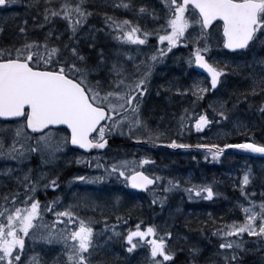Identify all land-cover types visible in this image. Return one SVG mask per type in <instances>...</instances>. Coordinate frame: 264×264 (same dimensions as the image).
<instances>
[{"label":"snow or ice","instance_id":"1","mask_svg":"<svg viewBox=\"0 0 264 264\" xmlns=\"http://www.w3.org/2000/svg\"><path fill=\"white\" fill-rule=\"evenodd\" d=\"M14 3L15 0H0L4 8ZM159 5L150 7L147 0H114V9L129 10L134 18L103 12L97 27L88 23L94 9L86 0H26V15L16 25L18 32L24 34V41L0 47V119L4 121L0 124V160L14 162L0 167V264H93L96 230L92 227V219L82 217L77 205L71 202L63 206L59 196L43 202L37 196L41 188L45 191L58 189L60 161L72 162L65 155L69 146H79L83 150L104 149L109 134L117 129L134 141L177 146L176 139L162 141L161 133L153 131L143 115L142 105L150 90L155 65L163 61L175 45L190 43L187 65L189 68L196 66L193 71L203 70L205 77L194 80L190 87L179 85L177 78L172 77L157 88L180 94L191 92L198 101L205 93L217 89L223 78L239 67L228 59L209 58L212 47L247 52L257 43L264 45V0H159ZM30 11L36 13L30 15L32 27L43 30L42 37L28 36L27 13ZM144 16L152 18L153 28L141 24ZM57 20L62 22V27L56 26ZM101 33L115 42L108 51L96 46ZM149 37H155L157 44L152 46L153 51L140 56V46L147 45ZM82 39L94 50V58L83 50ZM133 46L137 54H133ZM254 65L264 71V57H254L250 62L252 70L246 73L250 86L245 93H237L235 100L229 96L211 102L215 104L214 115L229 119V112L241 100L264 114V98L255 105L250 99L258 95L264 97V75L259 74ZM178 121L179 130H183L186 121L194 123L196 129L210 124L205 111L197 115L188 109L180 113ZM236 126L241 127L243 123L237 122ZM141 130L146 134H137ZM8 132L11 135L6 137ZM196 147L207 150L213 160L219 159L224 149L230 147L264 154V142L254 139L232 145ZM34 157L39 160L35 166L31 163ZM91 159L88 154L75 156L76 163L87 161L90 167L103 168V174L77 175L71 179L100 183L111 176L123 177L124 184L150 191L152 203L161 205L166 197L156 195L155 185L162 179L167 180L163 185L165 193L182 189L188 193V200L195 198L193 193L205 199L217 194L211 184L189 182L185 186L174 177L163 178L138 170L151 159L148 155L139 159L113 158L111 163L104 164H91ZM95 159L99 161L100 157ZM238 179L239 183L233 186L238 187L248 201H237L243 219L221 220V228H212V233L221 238L215 252L218 259L204 261V264H238L240 251L249 250L243 240L245 233L264 248L261 243L264 241V199H252V193L247 191L255 174L246 168ZM9 180L15 183L9 186L6 182ZM113 199L118 202L120 197L113 195ZM84 206L98 205L90 199ZM46 214L54 220H46ZM103 219L108 218L104 216ZM121 220L118 216L117 223ZM61 223L63 227L58 226ZM108 227L104 225L105 229ZM199 231L203 234L202 228ZM112 232L117 237L122 236L129 253L141 246L147 247L148 264H171L175 256L169 246L173 233L158 229L155 223L145 224L138 219L126 233H120L114 226ZM108 238L111 239V235ZM38 241L44 247L57 244L62 247L49 260L34 250ZM30 248L33 249L31 253ZM187 251L189 264H202L203 251L198 239L188 244Z\"/></svg>","mask_w":264,"mask_h":264},{"label":"rangeland","instance_id":"2","mask_svg":"<svg viewBox=\"0 0 264 264\" xmlns=\"http://www.w3.org/2000/svg\"><path fill=\"white\" fill-rule=\"evenodd\" d=\"M86 1L87 5L94 9V14L89 18L88 23L95 24L97 27L100 26L102 21L101 14L103 12H115L118 16L134 18L133 13L129 10L123 8L114 9L112 7L114 0ZM133 2H137V0H133ZM147 3L150 7L160 6L159 0H147ZM27 14L29 15L28 36L30 37L33 32L44 34L43 30L32 27L33 22L30 19V15L36 13L30 11ZM25 15L26 0H15V3L7 8L0 6V29H2L0 31V47L24 41V34L18 32L16 25L18 20L24 18ZM140 22L148 28L155 26L150 16L141 17ZM55 23L58 28L62 27L61 21L57 20ZM84 28L87 30V24L84 25ZM6 31H8L9 36L3 42V34ZM81 43L85 53L94 58V50H90L87 44L83 43V39ZM156 44V38L149 37V43L145 46H140L142 51L139 55L143 56L146 53H150L154 50L152 46ZM114 45L115 42L103 33L97 38V48L103 47L108 51ZM190 50V43L187 45L177 44L166 53L163 61L155 65L150 82V90L145 94L142 105L143 115L147 118L148 126L153 131L161 133L160 139L162 141L176 139L177 146L173 147L169 143L157 144L148 140L134 141L126 133L121 134V130L117 129L115 132L109 134V136L115 137L119 144L111 143L104 151L92 152L88 153V155L92 157L91 164H94L96 156H99L103 161L107 158L105 159L106 163H111L113 158H133L132 154L134 156V153L129 148L130 146H134L132 143L151 144L156 149H159L157 153L163 162L149 160L143 166H139L138 170H143L149 174L154 173L163 178L174 177L179 179L181 184L185 186L189 182L196 185L211 184L214 192L217 194L210 199H205L197 197L193 193L195 198L188 200V193L182 189L171 190L165 193L163 185L167 183V180L162 179L155 185L156 195L166 197L164 204L161 205L159 202L152 203L153 196L150 191L143 190L137 192L131 185L124 184L122 182L123 177L117 179L116 176H111L100 183H92L87 180H74L71 179L74 176L103 174V170L90 167L87 161L79 164L76 163L75 156L87 153L69 146V150L65 155L72 162L67 163L66 160L60 161L57 168L59 186L58 189L48 188L50 200L53 197L59 196L62 198L60 203L63 206H67L71 202L77 205V211L82 217L92 219V227L96 230L94 234L96 248L92 253L93 264H148L147 247L141 246L129 253L125 250L124 243H122V236L117 237L112 232V226H114L120 233H126L128 227L134 226L138 219L142 220L146 217L148 218V223H155L158 229L173 233V236L169 238V246L173 248L175 253L187 251L188 244L198 239L202 246V258L206 261L218 259L215 256V252L221 238L212 233V228H221V220L230 222L232 220L243 219V213L239 210L237 201L244 200V197H242L239 188L233 185L234 183H239L238 177L246 168H250L255 174V179L252 185L249 186V188L253 187V189L250 191L247 188V191L252 193L251 198L255 200L264 199V196H262V191H264V185L262 184L264 181V154L252 152L240 154L229 151L234 148L230 147L224 149L219 159L213 160L207 150L196 147L197 145H202L201 143L192 144L189 142L192 129L197 137L208 142L204 144L227 143L232 145L235 143H229V141L239 137L264 142V114L257 111L255 106L249 108L248 104L241 100L229 112V119L227 120L220 118V120L215 122L210 121V124L205 125L202 129H196L194 123L186 121L183 130L178 129V117L183 110L188 109L198 115L200 111L206 112V106L214 108L215 104L211 103L214 100L227 99L229 96L232 97V100H235L237 93H245V90L250 86V81L246 77V73L252 70L249 68V64L253 61L254 57L257 59L264 57V45L257 43L253 49L238 53H228L223 48L212 47L209 50V58L228 59L239 67L237 71L227 74L217 89L205 93L204 98L198 101H196L191 92L180 94L157 88L162 81L169 80L172 77H176V83L183 87H190L194 80L205 77V74L200 73L198 70H192V68H195L194 65L192 68H189L187 65L186 57ZM132 51L133 54H137L135 46L132 47ZM254 67L259 74L264 75V71L260 70L259 65H254ZM158 91L159 94H157ZM250 99L254 101L255 105L262 98L258 95L250 97ZM232 100L229 101L230 108ZM193 101H196L194 107ZM167 117L168 119H166ZM237 122H242L243 126L237 127ZM2 123L4 121H0V124ZM60 130L62 131L63 128H60ZM137 134L146 133L141 130ZM5 135L6 137L10 136L11 132L5 133ZM185 136L188 138L187 143L183 140ZM164 144H168L169 148L162 147ZM180 144H188L193 147H180ZM205 156H207V159H205ZM5 163L14 164L11 161L0 160V167H3ZM31 163L33 166L38 164V158L34 157ZM207 165L210 169H207ZM6 182L9 186L15 183L10 180ZM41 190L42 188L37 192L41 193ZM113 195H119L120 200L117 202L113 199ZM90 199L95 200L98 206L85 207L84 205L88 204ZM41 201L45 200L42 199ZM244 202L248 201L244 200ZM104 216H107L108 219L104 220ZM118 216L122 217L119 223H117ZM46 220H54V217L46 214ZM204 221H207V223H203ZM105 224L109 225L107 229L104 228ZM58 226L63 227V224L61 223ZM201 228L203 229V234L199 231ZM110 235L111 239L108 238ZM184 236H188L189 239L184 240ZM243 240L246 248L249 250L240 251L238 264H242L239 262L244 260V256L252 253L255 255V252L257 253V249H259L258 244H255V238L249 237L247 233H245ZM61 247L58 244L44 247L42 246V242L38 241L34 250L41 252L50 260ZM31 251H33L32 248L29 249V253ZM257 256L259 255H255V258H248L246 263L244 261L243 264H264L263 258L256 260Z\"/></svg>","mask_w":264,"mask_h":264},{"label":"trees","instance_id":"3","mask_svg":"<svg viewBox=\"0 0 264 264\" xmlns=\"http://www.w3.org/2000/svg\"><path fill=\"white\" fill-rule=\"evenodd\" d=\"M86 4H87V1H86ZM38 33L33 32L32 35H30V37H42L43 36L42 33H39V34ZM8 36H9L8 35V31H6L3 34V42H4L5 38H8ZM259 97H261V96H259ZM261 98H263V97H261ZM205 110H206L207 114L209 115V119H210L211 122H215L217 120H220V117L218 115H214L213 108L211 106H206ZM244 138L246 139V137H244ZM244 138L243 137H239L237 139H233V140L229 141V143H238V142L244 140ZM189 139H190L189 142L192 143V144H195V143L196 144H198V143H201V144L208 143L206 140H202L199 137H197L195 135V133L193 132V129L191 130V136L189 137ZM183 140L185 141V143L188 142L187 141L188 138L186 136H185V138H183ZM111 143H118V140H116L115 137H112ZM132 144H134L133 149L131 150L134 153V156L132 154V157H135L136 159H139L140 157H142L144 155H148V156L151 157L150 160H152L153 162H163V160L159 157V154L157 153V151L159 149H156V147H154V145L147 144V143H132ZM104 162L106 163L105 159H104V161L102 159H100L99 161H97L96 159L94 160V164H96V163L104 164ZM100 169L103 170V168H100ZM207 169H210V167L208 165H207ZM220 175H221V173H220ZM262 184L264 185V181H263ZM248 189H250V191H251V189H253V187L252 188L248 187ZM41 191H42L41 193L37 192L38 198L40 200H42V199L43 200H46V199L50 200V191H49V189H47L46 192L43 189ZM51 193H52V190H51ZM142 221L145 224H147L148 223V218L146 217V218L142 219ZM95 233H96V231L94 232V234ZM261 243H264V242H261ZM258 247H259V249H258L257 253L255 252V255H259L257 257L264 259V248H261L259 244H258ZM248 258H249L248 255L244 256V260H242V262H239V263L243 264L244 261H245L244 263H246ZM189 259H190V257H189L188 251L176 252L175 256L173 257V259L171 261V264H189ZM204 261H206V260L201 257L202 264H204Z\"/></svg>","mask_w":264,"mask_h":264},{"label":"water","instance_id":"4","mask_svg":"<svg viewBox=\"0 0 264 264\" xmlns=\"http://www.w3.org/2000/svg\"><path fill=\"white\" fill-rule=\"evenodd\" d=\"M226 51H228V52H239V50H228V49H225ZM195 68H196V66H195ZM199 72H201V73H203V74H205L204 73V71L203 70H199V69H197ZM206 75V74H205ZM0 120H2V119H0ZM58 128H60V126H57ZM108 142H109V139H108ZM73 148H76V149H80L79 148V146H72ZM107 147V145L105 146V148ZM104 148V149H105ZM104 149H96V150H83V149H80V150H82V151H85V152H87V153H90V152H100V151H103ZM236 150H238L239 152H242V153H244V152H250V151H248V150H244V149H236ZM136 190H142V189H136Z\"/></svg>","mask_w":264,"mask_h":264},{"label":"bare ground","instance_id":"5","mask_svg":"<svg viewBox=\"0 0 264 264\" xmlns=\"http://www.w3.org/2000/svg\"><path fill=\"white\" fill-rule=\"evenodd\" d=\"M168 114L171 115L170 112H168ZM166 119H168V117H167ZM164 148H167V149H168V148H169V147H168V144H164ZM132 149H133V147L130 146V151H131ZM131 152H133V151H131ZM248 256H249V258H255V257H254L255 255H253V253L250 254V255H248ZM258 258H259V257H256V260H258Z\"/></svg>","mask_w":264,"mask_h":264}]
</instances>
